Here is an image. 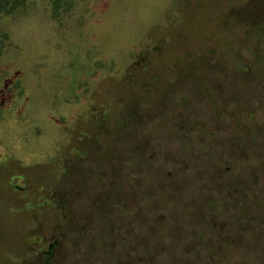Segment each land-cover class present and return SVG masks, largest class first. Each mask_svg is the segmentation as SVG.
<instances>
[{"label": "rangeland", "instance_id": "obj_1", "mask_svg": "<svg viewBox=\"0 0 264 264\" xmlns=\"http://www.w3.org/2000/svg\"><path fill=\"white\" fill-rule=\"evenodd\" d=\"M52 1L0 15V264H264V0Z\"/></svg>", "mask_w": 264, "mask_h": 264}, {"label": "flooded vegetation", "instance_id": "obj_2", "mask_svg": "<svg viewBox=\"0 0 264 264\" xmlns=\"http://www.w3.org/2000/svg\"><path fill=\"white\" fill-rule=\"evenodd\" d=\"M10 158H11V156H10V153L8 151H7V153L3 152V153L0 154V162L2 160V164L0 163V208L2 210H4L5 209V203H7L8 204L7 205L8 210L10 208H12L13 210L22 211L24 209L23 205H25L24 203L26 201V195H25L26 183L23 181L24 175H21V174H12L11 175L10 174V165H9ZM10 191L14 192V193L15 192L18 193V195H17L18 196V200L16 202H12L13 200L12 201L10 200V198H9L10 197ZM14 204H16L15 205L16 207H14V206L12 207L11 206V205H14ZM52 205L54 207H56L57 209L58 208L60 209L61 206H63V208H64V205L61 202H58V201H55ZM23 211H22V213H23ZM23 226H24V223H23ZM212 226H214L217 230L219 229V226L217 224H213ZM238 228H240L242 233H245L246 230H247L245 224H242L241 226H238ZM219 232L220 233L222 232V235H220V237L217 236V238L219 237L218 239L220 240V242L222 244V248H225L226 244H228V246L230 247V240H228L225 237H223L226 233L224 234L222 230L219 231ZM33 234H36V233H33ZM24 237H25V230H24ZM223 238H225V239H223ZM59 239H60L59 236H57L54 239H51V241L48 243L46 249L42 251V255L44 256V259H45L44 264H49L51 262L52 257H53L54 249L56 248V246H57V244L59 242ZM232 239H235V237H232ZM247 239H248V237L246 236V244L248 243ZM40 240H41V237L39 236L38 239L34 240L35 241L34 244L38 243ZM24 244H25V239L23 238L22 239V245L24 246ZM213 248L215 250L214 246H213ZM214 250L212 249V250L206 251V256H208L209 258H212V254L214 253L213 252ZM184 253H186V254H190V253L191 254H196L195 252H189V251H185ZM23 255H25L24 254V249H23L22 253L18 254V256H19V260L17 261L18 264H22L23 263V259L21 258V256L23 257ZM150 256L151 257H156L155 255L153 256L152 254H150L149 257Z\"/></svg>", "mask_w": 264, "mask_h": 264}, {"label": "trees", "instance_id": "obj_3", "mask_svg": "<svg viewBox=\"0 0 264 264\" xmlns=\"http://www.w3.org/2000/svg\"><path fill=\"white\" fill-rule=\"evenodd\" d=\"M28 0H0V15H14L17 13H21L24 8L27 5ZM64 4V5H62ZM66 9V0H53L52 1V16L53 18L59 15L60 10L59 8ZM258 64L259 61L264 62V58H258ZM264 70V63H262V66L259 65L258 69L261 68ZM150 258H155V257H150ZM157 258V257H156Z\"/></svg>", "mask_w": 264, "mask_h": 264}]
</instances>
